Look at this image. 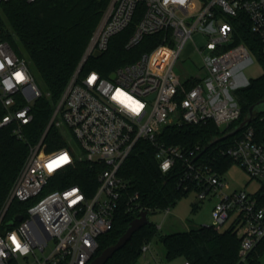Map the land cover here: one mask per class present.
Wrapping results in <instances>:
<instances>
[{
	"label": "built area",
	"instance_id": "2783aa9c",
	"mask_svg": "<svg viewBox=\"0 0 264 264\" xmlns=\"http://www.w3.org/2000/svg\"><path fill=\"white\" fill-rule=\"evenodd\" d=\"M138 5L141 12L125 47L137 45L146 35L159 34V42L108 75L95 69L81 72L95 50L105 51L110 37L133 21ZM239 14L247 18L264 52V0H184L183 4L175 0L109 1L48 124L64 129L74 139L79 153L69 147L46 152L43 137L30 146L0 209V264H21L20 259L29 255L35 264H89L98 250V237L112 229L120 207L129 213L144 210L139 194L129 193L127 182L118 175L140 141L153 146L161 173L179 162L180 186L195 191L199 200L217 197L211 225L217 230L223 226L234 229L240 240V260L264 240V146L255 141L251 126L226 145L216 146L215 151L231 158L260 182L261 188L254 193L230 187L224 173L216 172L200 155L201 145L185 150L157 139L167 124L211 121L224 131L240 118L235 91L248 82L240 85L242 79L235 72L238 64L250 59V51L244 43L232 44L229 18ZM195 33L207 39L202 48L195 45L202 66L181 81L173 66L182 46ZM188 82H192L190 87H186ZM41 95L27 59L0 39V103L5 109L0 127L16 123L15 132L21 136V126L32 119L35 103L31 105V101L36 102ZM64 156L66 161L61 159ZM76 158L101 166L95 190L87 194L77 184L49 189L50 178L58 170L72 166ZM12 201L26 203L23 212L15 215L22 218L16 225L2 228ZM50 242L52 247L44 254ZM37 250L41 256L36 255ZM148 250L149 243H144L142 255Z\"/></svg>",
	"mask_w": 264,
	"mask_h": 264
},
{
	"label": "trees",
	"instance_id": "16d2710c",
	"mask_svg": "<svg viewBox=\"0 0 264 264\" xmlns=\"http://www.w3.org/2000/svg\"><path fill=\"white\" fill-rule=\"evenodd\" d=\"M109 1L0 2V11L6 21L5 23L0 16V39L8 42L18 54L27 59L30 71L37 74L43 87L42 95L31 108V121L21 126V136L15 132L16 123L0 127V209L30 146L38 143L42 137L46 152L68 146L57 127H48L49 120ZM140 12L141 5H138L133 21L123 31L110 37L105 51L97 56H89L81 72L95 69L102 75H108L117 67L135 61L143 52L150 51L159 42V34L146 35L137 45L125 47ZM229 21L233 29L232 44L244 43L263 68L262 75L250 79L245 86L235 91L241 109L240 118L224 131L217 129L214 123L209 121L205 124L187 123L181 126L167 124L157 134L158 141L164 145H175L185 150L196 144L202 148L207 146L200 155L204 156L218 173H225L234 162L228 156L218 154L215 147L226 145L243 129L214 144L210 142L233 129L245 118L249 106L264 98V52L261 43L250 30L243 14L230 17ZM191 85L192 82L186 83V87ZM4 114L5 109L0 103V117ZM247 126L252 127L255 141L264 146V110L255 111ZM100 168L98 163L76 158L72 166L58 170L50 178L48 188L77 184L87 191V194H91L97 186V172ZM181 171L180 163L176 162L175 167L167 173H161L153 146L146 141H140L124 160L118 175L127 182L129 193L139 194L140 206L152 212L169 209L190 191L178 184ZM261 202L264 203V195ZM25 205V202L12 201L4 214L2 228L16 225L15 215L22 213ZM137 215L138 213H129L120 207L112 229L98 237V250L94 257L106 246L113 244ZM155 237L162 243L167 260L182 257L184 262L188 261L189 264H264V240L260 241L244 260H240V240L231 227L217 230L212 225H200L187 231L162 234L150 221L137 229L126 244L114 252L104 264H136L142 255L141 246L150 243Z\"/></svg>",
	"mask_w": 264,
	"mask_h": 264
},
{
	"label": "rangeland",
	"instance_id": "374dc122",
	"mask_svg": "<svg viewBox=\"0 0 264 264\" xmlns=\"http://www.w3.org/2000/svg\"><path fill=\"white\" fill-rule=\"evenodd\" d=\"M0 16L5 21L1 11ZM206 40L205 36L195 33L182 46L179 56L173 66V72L181 81H184L187 77L192 76L201 68L202 57L195 45L202 48ZM207 53L208 52L203 51V54ZM235 73L242 79L240 85H245L250 79L262 75L263 68L256 56L250 52V59L238 64L236 66ZM32 74L40 90L43 89L37 74L33 71ZM61 130L69 150L72 151V149H74L75 152L79 153L74 139L70 137L64 129ZM224 177L230 187L238 190H245L246 192L254 193L261 188L260 182L255 178H251L236 163H233L225 171ZM216 201L217 197L214 196H208L203 200H199L195 191H189L186 195L178 199L176 203L169 208L167 213L165 210L152 211L148 213V219L157 226L159 232L162 234L187 231L200 225H211L213 223L211 210ZM223 228H225V226H223ZM51 247L52 243L50 242L48 247L45 249L44 254H47ZM35 252L37 256L42 255V253L38 250ZM145 254V256L141 255L136 264H144L145 260H148L147 264H183L184 260L182 257L167 260L165 258V249L157 237L151 240L149 243V250ZM33 261L34 257L32 255H29L27 258L20 259L21 264H35Z\"/></svg>",
	"mask_w": 264,
	"mask_h": 264
},
{
	"label": "water",
	"instance_id": "95a60500",
	"mask_svg": "<svg viewBox=\"0 0 264 264\" xmlns=\"http://www.w3.org/2000/svg\"><path fill=\"white\" fill-rule=\"evenodd\" d=\"M100 52L98 50H95L93 52L94 56L99 55ZM113 77V74L111 75ZM35 103V100L31 101V105ZM264 110V98L258 100L257 102L251 104L247 110L246 116L243 120H241L233 129L222 135L221 137L214 138L210 144H214L218 141L224 140L228 136L234 135L236 132L244 129L253 119L254 112L255 111H261ZM207 148L205 146L202 150V152ZM148 210H142L138 213V215L133 218L127 225V228L124 230V232L117 238V240L111 244L106 246L97 256H95L89 264H104L117 250L122 248L126 242L131 238L132 234L142 227L143 225L147 224L149 222L148 219ZM22 218L21 215L15 216V221H20Z\"/></svg>",
	"mask_w": 264,
	"mask_h": 264
},
{
	"label": "clouds",
	"instance_id": "9594fccd",
	"mask_svg": "<svg viewBox=\"0 0 264 264\" xmlns=\"http://www.w3.org/2000/svg\"><path fill=\"white\" fill-rule=\"evenodd\" d=\"M165 2H167V0H165ZM175 2L180 3V4H183L184 3V0H175ZM165 167H167V165H165Z\"/></svg>",
	"mask_w": 264,
	"mask_h": 264
},
{
	"label": "snow or ice",
	"instance_id": "6c2138e0",
	"mask_svg": "<svg viewBox=\"0 0 264 264\" xmlns=\"http://www.w3.org/2000/svg\"><path fill=\"white\" fill-rule=\"evenodd\" d=\"M18 78H22V77H18ZM95 77H93L94 79ZM135 110V109H134ZM62 160L66 161L67 160V156L61 157ZM51 167V166H50ZM19 246V245H18Z\"/></svg>",
	"mask_w": 264,
	"mask_h": 264
},
{
	"label": "crops",
	"instance_id": "0c3cea01",
	"mask_svg": "<svg viewBox=\"0 0 264 264\" xmlns=\"http://www.w3.org/2000/svg\"><path fill=\"white\" fill-rule=\"evenodd\" d=\"M146 254H143V256H145ZM152 255V254H151ZM146 261V260H145ZM183 263H184V260H183Z\"/></svg>",
	"mask_w": 264,
	"mask_h": 264
}]
</instances>
